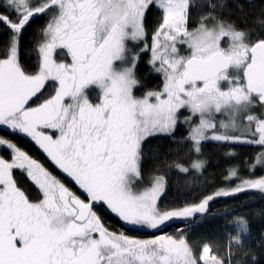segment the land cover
Returning a JSON list of instances; mask_svg holds the SVG:
<instances>
[{
  "label": "snow or ice",
  "instance_id": "obj_1",
  "mask_svg": "<svg viewBox=\"0 0 264 264\" xmlns=\"http://www.w3.org/2000/svg\"><path fill=\"white\" fill-rule=\"evenodd\" d=\"M153 7L162 14L149 43ZM193 7L194 0H0V23L9 32L0 48V125L31 137L87 197L85 202L40 161L0 137V146L11 150L10 158L0 155V264H241L231 253L226 257L189 239L186 229L140 239L111 231L94 211L103 205L126 225L163 232L170 221L198 223L217 198L249 190L264 194V176L243 179L230 169L225 180H240L234 188L162 208L165 175L144 176V143L171 136L181 109L190 113L183 123L199 120L185 138L196 153L207 140L264 146V27L241 28L217 13L223 4L208 0L191 28ZM44 15L49 19L30 71L22 39ZM258 23L264 26V19ZM57 50H66L70 62L58 60ZM148 51L163 86L137 97L136 70ZM48 87L52 94L41 99ZM92 88L98 89L95 98ZM217 114L226 121H217ZM218 126L244 131L217 134ZM209 130L213 135H206ZM257 164L264 165V152L252 167ZM173 166L187 174L204 162ZM16 169L35 184L39 199L18 184ZM240 231L249 229L241 223ZM233 243L243 247L239 238L230 237Z\"/></svg>",
  "mask_w": 264,
  "mask_h": 264
},
{
  "label": "trees",
  "instance_id": "obj_2",
  "mask_svg": "<svg viewBox=\"0 0 264 264\" xmlns=\"http://www.w3.org/2000/svg\"><path fill=\"white\" fill-rule=\"evenodd\" d=\"M212 2L217 5L223 4L222 9L217 8V13L222 18L234 21L241 28L259 32L264 27L258 23L259 20L264 19V0H212ZM194 3L196 7L191 9L193 18L190 24L191 28L197 26L199 15L208 10V0H194ZM238 4L243 5V10L237 7ZM4 11V8H0V12ZM161 14L160 9L153 7L148 16L149 43L151 32L159 22ZM48 19L49 16L44 15L33 20L24 32L22 39L23 62L30 71L35 70L37 53L34 49L42 40L41 29L47 24ZM8 35V29L0 23V48L7 41ZM61 51L57 50L58 60L63 56L60 54ZM149 59L150 51L141 54L136 70L137 78L141 83L134 89V94L137 97H142L149 90H158L163 84L162 75L152 71L148 64ZM62 60L65 62V57ZM50 94H52V90L48 87L44 90V97L41 99ZM89 95L95 98L98 95V89H90ZM185 114H188L187 109H181L179 116ZM194 124V120H192V125L178 121L171 136L158 134L150 137L143 145L142 168L144 176L147 178L155 171L156 174L165 175L167 180L166 192L159 201L162 208L198 203L204 196L213 194L217 190L234 188L240 183V180L236 178L225 180L230 169H236L239 177L243 179H253L264 175V165L257 164L255 168L252 167L256 163L257 155L264 152V146L254 143L207 140L201 142V152L196 153L193 151L192 142L185 139L190 127ZM0 137L17 144L23 151L47 167L66 187L82 197V192L78 186L51 163L35 141L5 127H0ZM10 152L11 150L6 147H0V155L5 156V158H10ZM193 161H203V168L199 171L190 168L189 173L182 174L174 166L168 167L174 162L190 167ZM14 175L18 184L26 190L33 200L40 198L41 194L37 187L23 170H14ZM94 211L101 217L106 227L117 233L123 232L129 236L147 239L154 235H175L180 230L186 229L185 234L189 239L211 244L214 249H219L218 254L227 257L231 253L233 260L241 261V264H264V247L260 246L261 240L264 238V194L256 190L217 198L210 202L209 213L199 218L198 223L180 220L170 221L163 228V232L146 228L137 229L131 225H126L103 205L95 207ZM236 220H242L249 229L248 237L239 238L243 247L234 243L229 245L230 237L238 238L231 226V223ZM245 252L254 253L257 257L256 261L252 260L251 255L245 256Z\"/></svg>",
  "mask_w": 264,
  "mask_h": 264
},
{
  "label": "rangeland",
  "instance_id": "obj_3",
  "mask_svg": "<svg viewBox=\"0 0 264 264\" xmlns=\"http://www.w3.org/2000/svg\"><path fill=\"white\" fill-rule=\"evenodd\" d=\"M158 8V7H157ZM159 9V8H158ZM150 43H151V37H150ZM130 47H132V44L130 43V45H129ZM143 45H141V47H142ZM150 56H151V53H150ZM161 75V74H160ZM163 78V77H162ZM162 86H163V84H161ZM162 88V87H161ZM160 88V89H161ZM160 89H158V90H160ZM158 90H156V91H158ZM259 110V109H258ZM188 111V110H187ZM180 115V114H179ZM188 115H190V113H189V111H188V114H185V115H181V117L179 116V120L178 121H183L184 120V117H186V116H188ZM226 117L225 116H221V115H219V114H217V116H216V120L217 121H219V120H225L226 121ZM193 120L195 121V124H198L199 123V120H198V118H196V117H193ZM194 124V125H195ZM0 127H5V128H8V129H10L9 127H7V126H5V125H0ZM244 130H243V128H237V129H232V128H229V129H219V126H218V132H217V134H229V135H239V134H241L242 132H243ZM17 132H19V131H17ZM20 133V132H19ZM21 134H23V135H26V134H24V133H21ZM206 135H208V136H211V135H213V132L211 131V130H209L207 133H206ZM27 136V135H26ZM27 137H29V136H27ZM30 139H32L31 137H29ZM249 140H251V139H258V136L257 137H251V136H248L247 137ZM34 141V140H33ZM0 147H2V146H0ZM46 154V153H45ZM47 155V154H46ZM49 160H50V158H49ZM51 161V160H50ZM51 163H53V162H51ZM54 164V163H53ZM61 171V170H60ZM62 172V171H61ZM66 175V174H65ZM67 176V175H66ZM264 176V175H263ZM261 177V176H260ZM257 178H259V177H257ZM253 179H255V178H253ZM82 191V190H81ZM83 192V191H82ZM241 223H244L242 220H236V221H234V222H232L231 223V226L234 228V230H235V233L237 234V236H238V238H246V237H248V234L247 233H245V232H241L240 231V224ZM245 224V223H244Z\"/></svg>",
  "mask_w": 264,
  "mask_h": 264
},
{
  "label": "flooded vegetation",
  "instance_id": "obj_4",
  "mask_svg": "<svg viewBox=\"0 0 264 264\" xmlns=\"http://www.w3.org/2000/svg\"><path fill=\"white\" fill-rule=\"evenodd\" d=\"M61 53H63L62 55V57H60L59 58V60H61V59H63L64 57H65V62H70V57L69 56H67V54H66V50H62L61 52H60V54ZM31 181V180H30ZM82 192V191H81ZM82 194V197H81V199H84L85 200V202H87V197H86V194L85 193H81Z\"/></svg>",
  "mask_w": 264,
  "mask_h": 264
}]
</instances>
